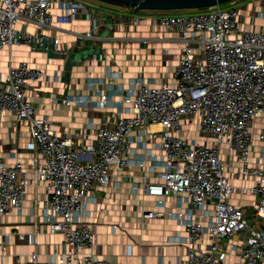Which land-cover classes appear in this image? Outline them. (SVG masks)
<instances>
[{
    "label": "built area",
    "instance_id": "1",
    "mask_svg": "<svg viewBox=\"0 0 264 264\" xmlns=\"http://www.w3.org/2000/svg\"><path fill=\"white\" fill-rule=\"evenodd\" d=\"M229 2L228 7L222 3L154 19L165 30L176 32L182 44L176 82L134 81L123 100L129 114L112 125H99L97 145L83 152L71 136L59 134L50 119L40 116L26 95L29 84L41 81L45 70L27 61L10 66L0 83V114L8 111L28 122L35 153L29 171L21 161L8 164L0 159V214L12 208L21 214L28 188L40 184L47 197L35 203L42 202L43 221L51 233L66 236L63 250L52 253L49 260L33 252L29 260L15 264H110L107 258H94V229L79 216L93 188L111 184L114 170L131 162V135L136 128L160 136L164 151L163 169L145 183L146 191L160 198L178 195L210 217L203 224L193 214L175 213L187 230L188 250L180 264H226L220 253L222 240L236 234L244 236L241 264H264V153L256 159L252 154V128L259 117L263 118L259 137L264 141V0H253L251 7L239 0ZM54 8L60 13L55 14ZM84 13L90 11L82 0H0V49L26 44L33 52L61 53V40L50 31L56 23L73 22ZM84 36L95 37V29ZM108 100L103 94L99 105H107ZM195 119L199 139L183 134L185 128L192 129ZM153 124L160 129H150ZM225 152L238 159L236 177L243 182L242 192L256 197L251 216L232 201L236 186L226 172ZM143 215L161 217L165 211L146 210ZM205 233L211 236L207 247L199 244Z\"/></svg>",
    "mask_w": 264,
    "mask_h": 264
},
{
    "label": "crops",
    "instance_id": "2",
    "mask_svg": "<svg viewBox=\"0 0 264 264\" xmlns=\"http://www.w3.org/2000/svg\"><path fill=\"white\" fill-rule=\"evenodd\" d=\"M82 1L89 14L84 13L73 22L56 23V28L50 31L60 38L63 52L44 49L33 52L26 44L0 49V83L5 81L10 66L23 61L45 70L41 81L29 84L26 95L37 113L50 119L59 134L73 138L80 152L97 145L99 125H112L121 115L129 114L123 100L134 81L153 85L175 83L176 65L182 53L178 34L154 22L166 12L135 11L101 0ZM53 12L58 14L60 10L54 8ZM137 17L140 19L136 20ZM89 29H95V37L84 36ZM28 30L35 32L31 26ZM103 94L109 100L107 105L100 106ZM67 97H84L87 101L66 104ZM262 123L263 118H256L252 128L255 159L264 153V141L259 137ZM150 129L158 130L160 125L153 124ZM187 129L184 135L196 137L187 134ZM131 139V162L114 170L111 184L93 188L79 216L94 229L95 244L91 252L94 258H107L110 264H180L188 250L187 230L183 219L175 213L193 214L203 224L210 217L178 195L160 198L149 194L145 183L153 181L163 169L161 137L136 128ZM34 153L28 122L18 120L11 112H2L0 159L8 164L21 161L29 171ZM86 155L82 153V158ZM224 157L228 161L227 175L236 186L232 201L251 216L256 197L241 190L243 182L236 177L237 157L226 152ZM46 197L43 185H31L21 214L13 208L0 214V264L29 260L33 252L41 260H49L52 253L63 250L66 236L49 231L43 221L42 202L35 203V199L42 201ZM207 208L212 210L213 206ZM159 209L165 211L164 216L143 215V211ZM243 239L242 234H236L222 240L220 253L226 264H241ZM210 241L211 236L205 233L199 244L207 247ZM231 244L235 247L231 248Z\"/></svg>",
    "mask_w": 264,
    "mask_h": 264
},
{
    "label": "water",
    "instance_id": "3",
    "mask_svg": "<svg viewBox=\"0 0 264 264\" xmlns=\"http://www.w3.org/2000/svg\"><path fill=\"white\" fill-rule=\"evenodd\" d=\"M110 4L131 7L135 11L151 10H182L206 8L232 0H101Z\"/></svg>",
    "mask_w": 264,
    "mask_h": 264
},
{
    "label": "rangeland",
    "instance_id": "4",
    "mask_svg": "<svg viewBox=\"0 0 264 264\" xmlns=\"http://www.w3.org/2000/svg\"><path fill=\"white\" fill-rule=\"evenodd\" d=\"M249 3V7H251L252 5H254V3H253V0H239V3ZM225 7H228L229 5H230V2H226L225 4H223ZM258 5V8L260 9L261 7H260V5L259 4H257ZM188 11H190V10H188ZM197 12H199V11H203V10H196ZM248 11H250V9L248 10ZM186 13H189V12H187V11H185ZM166 13H182L181 11H171V12H166ZM258 21H260V19H258ZM197 123V119H195L194 120V124H193V126H192V129L190 130V132H189V129H187L186 131V133L187 134H189V135H194V136H196V137H199L200 135H201V131H200V127L198 126V124H196Z\"/></svg>",
    "mask_w": 264,
    "mask_h": 264
},
{
    "label": "trees",
    "instance_id": "5",
    "mask_svg": "<svg viewBox=\"0 0 264 264\" xmlns=\"http://www.w3.org/2000/svg\"><path fill=\"white\" fill-rule=\"evenodd\" d=\"M208 7H206V8H199V9H182V10H161V11H163V12H171V11H181L182 13H185V11H187V12H197L196 10H205V9H207ZM188 10H190V11H188ZM167 14H177V13H167Z\"/></svg>",
    "mask_w": 264,
    "mask_h": 264
},
{
    "label": "bare ground",
    "instance_id": "6",
    "mask_svg": "<svg viewBox=\"0 0 264 264\" xmlns=\"http://www.w3.org/2000/svg\"><path fill=\"white\" fill-rule=\"evenodd\" d=\"M108 74V73H107Z\"/></svg>",
    "mask_w": 264,
    "mask_h": 264
}]
</instances>
